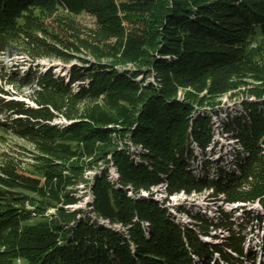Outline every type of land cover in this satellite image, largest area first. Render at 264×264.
<instances>
[{"label":"trees","instance_id":"1","mask_svg":"<svg viewBox=\"0 0 264 264\" xmlns=\"http://www.w3.org/2000/svg\"><path fill=\"white\" fill-rule=\"evenodd\" d=\"M84 14L94 20L86 38L74 25ZM71 51L93 60L80 58L67 77L2 75L36 85L34 106H3L37 165L24 172L13 158L0 164V264L248 258L242 233L261 224L259 213L238 224L224 210L217 220L197 213L190 227L153 190L166 187L167 198L207 191L212 201L258 200L264 208V0H0V63L24 52L69 62ZM235 92L247 96L245 115H227L223 133L241 149L234 168L217 166L214 176L206 109ZM60 116L66 122L55 124ZM81 186L92 199L74 208ZM223 229L230 234L223 245L205 244Z\"/></svg>","mask_w":264,"mask_h":264},{"label":"rangeland","instance_id":"2","mask_svg":"<svg viewBox=\"0 0 264 264\" xmlns=\"http://www.w3.org/2000/svg\"><path fill=\"white\" fill-rule=\"evenodd\" d=\"M76 28L79 29L80 35L82 38H86L88 34H90V29L94 28V20L89 15H82L76 18V23L74 24ZM73 59L69 62H66L57 57H38L33 58L29 56L26 52L23 55L15 56L12 59H6V62L0 63V164L4 162L5 159L13 158L20 165L21 171L29 172L33 170L35 165H37V161L34 155L37 153L34 149V146L28 142L26 139L15 134L14 131L11 130L9 125L10 116H15L13 111L10 109H6L3 106L4 101H23L31 106H34L35 103L32 99L34 96V89L36 88L35 83L29 82L28 80H24L23 82H15L13 83L11 78L8 76L2 77L4 72H12V70H16L21 73H27L28 71H33L34 73H46L51 70L53 73L60 76H68V69H71L73 65L82 64L81 59L93 60L92 56L88 53H79L72 52ZM4 63V64H3ZM32 65V66H31ZM31 67V68H30ZM5 68H7L5 70ZM78 85H74L73 88L76 90ZM185 90H182L179 93V97H183ZM245 94H241L240 92L228 93L227 95H223L218 100L221 101V104L218 105L215 109L207 108L206 111H210L209 115L212 117L213 123V131H214V146L209 148L208 154L205 159H210L212 163V175H216V167H224L228 171L234 168L235 165V152L236 150L241 149L240 145L234 143L231 140V136L229 134L223 133V120H227V115L230 116H239L244 114V99H246ZM3 108V109H2ZM6 109V110H4ZM200 112L205 111L204 109H199ZM218 114V115H217ZM245 115V114H244ZM66 119L63 116L58 117L54 120V123H65ZM199 153V149H196ZM212 154V155H211ZM198 163L195 164V171L197 174H201L200 167L201 165ZM199 164V166H198ZM115 169H111L112 177H115ZM251 179L247 181L244 188H249L251 185ZM255 183V180L254 182ZM252 183V184H253ZM155 199L159 203H165L170 213L176 218V220L186 226H193L195 222L194 215L197 213H203L210 217L212 220H217L220 216V211L224 210L228 215L232 216V220L238 223H245L248 220L249 214H253L254 212L259 213L262 216L263 221L260 223L254 222L250 226H248L245 231L242 233L244 252L245 254H252L247 258L246 256L243 258H238L237 263L240 264H255L251 263L250 258L258 256L259 260H262L260 254L257 251L251 253L250 247V239L252 237L251 230L254 228L257 229V233L260 232V237L264 234V208L262 205H245L242 203H234L230 204L223 200L212 201L209 193L203 192L201 194L194 193L192 195H187L185 193H181L172 197L167 198L166 187L159 186L154 188ZM79 196H82V202L74 206L84 207L86 203L92 199L91 192L89 189L81 186L79 190ZM169 201H166L168 200ZM179 207H185V211H181ZM50 212H54V209H50ZM257 216V215H256ZM252 228V229H251ZM218 237V238H217ZM230 237L229 232L226 229L212 231L210 236L203 237V241L207 245H223L227 238ZM217 238V239H216ZM221 239V240H218ZM255 241V238H252ZM257 249V248H256ZM258 250V249H257ZM264 256V254H263ZM194 260L200 264H206L205 260H200L198 256H193ZM220 256L214 255L209 264H232L231 262L220 260ZM200 261V262H199Z\"/></svg>","mask_w":264,"mask_h":264},{"label":"bare ground","instance_id":"3","mask_svg":"<svg viewBox=\"0 0 264 264\" xmlns=\"http://www.w3.org/2000/svg\"><path fill=\"white\" fill-rule=\"evenodd\" d=\"M252 229V228H251ZM257 229L258 228H253L252 230H251V232H250V234L252 233V237H251V239H250V247L252 248L253 247V249H251L252 250V252H255V251H257L258 252V254H260V255H263L264 254V234H263V236L262 237H260L259 235L261 234L260 232H258L257 233ZM218 238V237H217ZM216 238V239H217ZM252 238H255V241H253V239ZM218 240H221V239H218ZM258 250H257V249ZM240 264V263H239ZM259 264H264V258L262 259V260H260V262H259Z\"/></svg>","mask_w":264,"mask_h":264},{"label":"water","instance_id":"4","mask_svg":"<svg viewBox=\"0 0 264 264\" xmlns=\"http://www.w3.org/2000/svg\"><path fill=\"white\" fill-rule=\"evenodd\" d=\"M261 205L262 203L260 201H255V202H252V203H245V205Z\"/></svg>","mask_w":264,"mask_h":264}]
</instances>
